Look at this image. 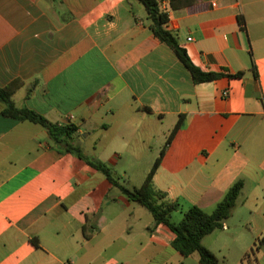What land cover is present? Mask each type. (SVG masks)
Here are the masks:
<instances>
[{"label":"crops","instance_id":"crops-1","mask_svg":"<svg viewBox=\"0 0 264 264\" xmlns=\"http://www.w3.org/2000/svg\"><path fill=\"white\" fill-rule=\"evenodd\" d=\"M158 3L191 63L219 79L195 84L138 0H0V88L72 127L68 142L129 189L158 161L151 184L179 205L174 223L193 206L211 213L241 180L202 244L220 264H264V0ZM3 109L0 264H200L43 127Z\"/></svg>","mask_w":264,"mask_h":264},{"label":"trees","instance_id":"trees-1","mask_svg":"<svg viewBox=\"0 0 264 264\" xmlns=\"http://www.w3.org/2000/svg\"><path fill=\"white\" fill-rule=\"evenodd\" d=\"M138 1L146 11L147 19L150 22L149 28L153 35L173 51L179 61L189 71L195 84L212 82L221 77L220 74L202 72L191 63L186 51L179 47L173 34L166 29L165 25L168 18L166 13L159 8V0ZM253 72L255 77H257L254 68ZM242 75L243 73H237L229 77L240 78ZM0 102L4 105L2 115L40 125L46 130L53 145L57 147L63 145L65 153L73 154L79 159L84 160L89 166L100 172L112 186L121 190L130 201L145 208L152 215L156 225L162 224L173 233L175 238L171 246L175 251L183 256L197 255L200 264H220L217 257L203 246L202 240L214 231L222 229V225L231 215L243 189V182L241 180L235 182L228 189L211 213L193 206L183 213L179 222L174 223L170 220V215L178 210L179 205L167 200L166 195L156 191L151 184L152 175L158 165V161L154 163L153 168L140 188L129 189L119 182V178L104 163L96 159L86 158L79 148L72 146L68 142V139L75 132L72 127H59L33 111L17 109L11 101V92L6 88H0ZM176 129L177 126L172 131V134H174ZM33 244L37 246V240H34ZM252 259L253 251L245 255L242 261L250 262Z\"/></svg>","mask_w":264,"mask_h":264},{"label":"built area","instance_id":"built-area-1","mask_svg":"<svg viewBox=\"0 0 264 264\" xmlns=\"http://www.w3.org/2000/svg\"><path fill=\"white\" fill-rule=\"evenodd\" d=\"M188 41H190V39H188ZM227 92H224V96H226Z\"/></svg>","mask_w":264,"mask_h":264}]
</instances>
